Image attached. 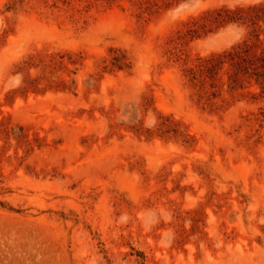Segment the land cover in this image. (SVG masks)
Here are the masks:
<instances>
[{"label":"rangeland","instance_id":"374dc122","mask_svg":"<svg viewBox=\"0 0 264 264\" xmlns=\"http://www.w3.org/2000/svg\"><path fill=\"white\" fill-rule=\"evenodd\" d=\"M256 1L0 0V264H264Z\"/></svg>","mask_w":264,"mask_h":264},{"label":"trees","instance_id":"16d2710c","mask_svg":"<svg viewBox=\"0 0 264 264\" xmlns=\"http://www.w3.org/2000/svg\"><path fill=\"white\" fill-rule=\"evenodd\" d=\"M207 13L208 20L216 23L217 27L236 22L246 27V33L242 40L231 49L213 53L201 59L196 65L187 68L189 79L191 81L198 77L213 79L220 65L229 62L238 69L232 78L234 84L238 81L237 72L239 71L255 74L262 82L264 79V0L237 4L233 7L222 5L207 10ZM199 96L203 97L201 94Z\"/></svg>","mask_w":264,"mask_h":264}]
</instances>
